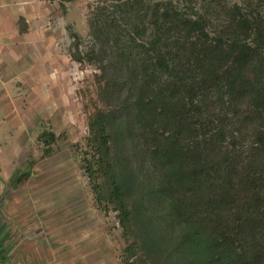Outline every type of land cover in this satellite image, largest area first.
<instances>
[{"label": "trees", "instance_id": "obj_1", "mask_svg": "<svg viewBox=\"0 0 264 264\" xmlns=\"http://www.w3.org/2000/svg\"><path fill=\"white\" fill-rule=\"evenodd\" d=\"M186 1L96 0L73 33L99 70L87 175L127 263L264 264V0Z\"/></svg>", "mask_w": 264, "mask_h": 264}, {"label": "rangeland", "instance_id": "obj_2", "mask_svg": "<svg viewBox=\"0 0 264 264\" xmlns=\"http://www.w3.org/2000/svg\"><path fill=\"white\" fill-rule=\"evenodd\" d=\"M96 4L0 0V264H131L118 212L98 204L84 162L99 70L71 54L74 32L90 45Z\"/></svg>", "mask_w": 264, "mask_h": 264}]
</instances>
